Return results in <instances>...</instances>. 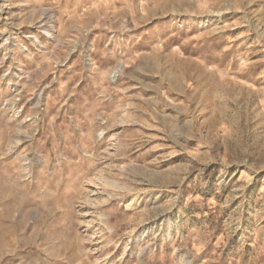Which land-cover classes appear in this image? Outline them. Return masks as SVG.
<instances>
[{"label":"rangeland","instance_id":"1","mask_svg":"<svg viewBox=\"0 0 264 264\" xmlns=\"http://www.w3.org/2000/svg\"><path fill=\"white\" fill-rule=\"evenodd\" d=\"M0 209V264H264V0H0Z\"/></svg>","mask_w":264,"mask_h":264},{"label":"crops","instance_id":"2","mask_svg":"<svg viewBox=\"0 0 264 264\" xmlns=\"http://www.w3.org/2000/svg\"><path fill=\"white\" fill-rule=\"evenodd\" d=\"M27 183H28V187L27 189L28 190H31L32 189V185H37L38 186V181L34 180V179H28L27 180ZM40 184V183H39ZM35 188V187H34ZM6 204V202L3 203V205L1 206L2 208L4 207V205ZM2 212L3 210L0 209V214L2 215ZM3 216V215H2Z\"/></svg>","mask_w":264,"mask_h":264},{"label":"bare ground","instance_id":"3","mask_svg":"<svg viewBox=\"0 0 264 264\" xmlns=\"http://www.w3.org/2000/svg\"><path fill=\"white\" fill-rule=\"evenodd\" d=\"M161 236H162V240H163V241H164V240H167V238H171V237H172V231L169 230V231L163 233Z\"/></svg>","mask_w":264,"mask_h":264}]
</instances>
